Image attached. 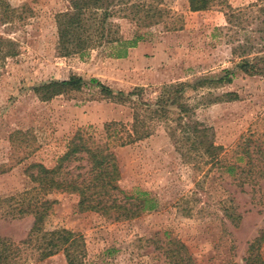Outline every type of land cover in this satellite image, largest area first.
Segmentation results:
<instances>
[{"label":"rangeland","instance_id":"374dc122","mask_svg":"<svg viewBox=\"0 0 264 264\" xmlns=\"http://www.w3.org/2000/svg\"><path fill=\"white\" fill-rule=\"evenodd\" d=\"M8 1L22 18L13 27L0 24V36L20 44V54L0 64V200L30 189V165L55 167L78 132L106 142L105 124L132 122V105L109 98L104 87L116 95L200 78L218 80L229 71L232 83L212 91L238 97L200 108L199 118L213 127L226 163L234 162L236 146L250 129L264 134V76H249L238 68L243 60L264 57V12L256 7L248 18L230 22L226 5L192 13L188 0H163L172 13L151 27L140 28L130 18L114 20L123 41L141 37L126 57L114 56L116 45L60 57L55 17L69 1ZM225 1L235 10L264 2ZM72 74L83 79L80 89L50 100L36 94V88ZM113 147L121 172L119 188L147 192L159 207L132 220L114 221L81 211L74 194H51L54 203L46 228L81 234L87 245L84 264H172L165 252L172 239L187 247L192 264H246L250 243L264 229V206L259 195L252 198L250 187L241 190L224 171L204 182L209 167L185 162L160 124L146 140ZM8 212L2 204L0 241L13 246L12 264H67L62 253L38 260L22 244L34 217ZM260 253L264 261V244Z\"/></svg>","mask_w":264,"mask_h":264},{"label":"trees","instance_id":"16d2710c","mask_svg":"<svg viewBox=\"0 0 264 264\" xmlns=\"http://www.w3.org/2000/svg\"><path fill=\"white\" fill-rule=\"evenodd\" d=\"M65 11L56 15L57 47L60 57L84 56L91 50L116 45V58L127 56L128 50L137 46L140 36L123 41L119 25L114 20L130 18L141 28L159 23L172 13L163 6V0H68ZM192 13L206 12L216 6L226 5L228 18H248L256 7L264 12V2L245 9L235 10L225 0H188ZM20 9L8 0H0V24L13 25L22 18ZM241 21V20H240ZM241 23V22H240ZM177 29V27H173ZM243 50H245L243 48ZM20 54L16 39L0 36V64ZM238 68L249 76H264V57L255 62L243 60ZM230 72L218 79L200 78L195 82H181L157 88H136L131 92H114L102 88L103 92L133 109L132 122L123 124L110 122L104 125L106 142L80 131L68 142L66 152L58 158L57 165L48 168L43 164L29 167L32 187L15 196L0 200L10 208L12 215L33 216L34 224L28 238L22 242L32 248L38 260H47L62 253L67 264H84L87 257L85 238L66 228L48 230L46 221L53 203L48 197L56 192L74 194L78 207L83 212H96L114 221L137 218L144 212L158 209V202L147 192L135 189L128 193L119 188L121 172L113 145L124 147L150 138L157 125H163L182 159L194 168L208 166L204 182L211 183L219 172L228 173L236 185L246 191L252 190V198L260 196L264 206V134L249 130L236 146L234 162L226 163L222 157L225 149L214 139L213 127L199 118L198 110L236 98V94L216 95L212 89L221 84H231ZM93 81V80H92ZM83 79L76 74L69 78L44 84L35 89L36 94L50 100L68 90L80 89ZM195 96H187L188 92ZM224 171V172H223ZM222 203V202H221ZM264 244V229L250 243L246 264H264L260 253ZM166 253L172 264H192V256L180 241L168 242ZM14 248L0 241V264H12Z\"/></svg>","mask_w":264,"mask_h":264}]
</instances>
